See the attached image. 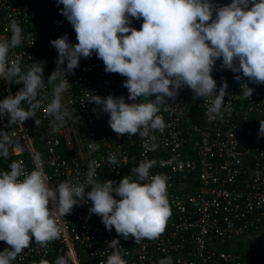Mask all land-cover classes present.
<instances>
[{
  "label": "clouds",
  "instance_id": "9594fccd",
  "mask_svg": "<svg viewBox=\"0 0 264 264\" xmlns=\"http://www.w3.org/2000/svg\"><path fill=\"white\" fill-rule=\"evenodd\" d=\"M57 4L63 5L60 13L71 24L78 43H71L66 34L50 41L58 55L56 68L47 78L51 100L46 105L43 102L48 98L41 95L46 87L44 62H33L25 70L19 57L10 59L11 50L25 39L17 20L10 22V38L0 40V80L22 85L14 95L0 100V118L6 116L9 127L22 126L30 118L40 127L37 112L42 106L51 118L53 133L69 118L76 122L78 118L62 103L71 87L65 73L74 74L80 58L93 53L103 61L106 73L127 78L123 86L129 102L111 94L103 98L91 94L89 102L109 114L108 124L117 135L138 133L145 155L159 147L155 133H163L167 126L158 114L161 105L174 100L182 87L190 88L195 97L210 99V120H223L231 112L224 103L227 82L222 80L217 91L210 74L217 59L222 68L237 74L245 99L254 89L242 82L240 73L250 83L264 84V0H231L219 7L210 0H57ZM130 18H142L139 30L130 26ZM28 38L33 44V35ZM258 135L264 136V120H260ZM10 148L19 149V140L14 133L0 130V157L8 160ZM88 148L91 155L100 143L92 141ZM33 151L35 167L30 172L22 160H12L9 171H0V241L9 246L0 251V264H12L33 238L41 247L59 239L61 227L56 217L89 201V212L100 216L105 229L114 228L124 240L131 235L139 244L157 240L164 233L171 216L168 176L151 174L156 159H142L118 183L99 180L96 170L100 165L92 159L83 182L78 171L75 180H63L52 188L41 154ZM174 161L175 157L159 164L164 167ZM108 162L117 164V155L108 153ZM108 248L111 254L105 264H127L118 239H112ZM54 264H68V260L58 256ZM157 264H173V259L165 256Z\"/></svg>",
  "mask_w": 264,
  "mask_h": 264
},
{
  "label": "built area",
  "instance_id": "2783aa9c",
  "mask_svg": "<svg viewBox=\"0 0 264 264\" xmlns=\"http://www.w3.org/2000/svg\"><path fill=\"white\" fill-rule=\"evenodd\" d=\"M210 2L219 7L231 0ZM62 8L57 0H0V40L10 38L12 19L18 21L25 35L22 44L11 50L10 59L19 57L25 70L33 62H44L46 87L41 95L48 98L44 105L51 100L47 78L56 68L58 55L50 41L66 34L71 43H78L74 29L60 13ZM130 19V26L139 30L142 18ZM221 62L216 60L210 74L217 91L222 80L227 82L224 103L231 112L225 113L223 120H210V99L195 97L190 88L182 87L174 100L161 105L158 114L167 126L163 133H155L159 147L146 155L138 133L117 135L108 124L109 114L89 102L91 94L124 96L129 102L123 86L127 78L106 73L95 53L81 57L74 74L65 73L71 87L62 103L78 118L76 122L69 118L58 133H53L43 106L37 112L40 127L31 118L22 126L11 127L6 116L0 118V130L14 133L20 143L19 149L10 148L8 160L0 157V171H9L12 160H22L30 172L35 167V150L41 154L49 187L54 188L63 180H75L78 171L83 182L92 159L100 165L96 170L99 180L117 183L142 159H156L158 163L150 172L167 174L171 209L159 239L136 244L131 235L124 240L114 228L106 230L101 217L89 212L90 201L75 205L69 214L56 217L61 227L59 239L41 247L33 238L12 264H40L44 260L54 264L58 256H64L68 264H105L111 254L108 244L114 238L119 240L127 264H157L165 256H171L173 264H264L250 251L251 246L264 244V136L258 135L260 120H264V84L250 83L240 73L242 82L254 89L245 99L241 81L235 79L237 74L222 68ZM21 87L0 80V100ZM92 141L100 143V148L89 155ZM110 152L117 155V164L108 162ZM173 157L172 165L160 166L159 161ZM6 247L0 241V251Z\"/></svg>",
  "mask_w": 264,
  "mask_h": 264
},
{
  "label": "rangeland",
  "instance_id": "374dc122",
  "mask_svg": "<svg viewBox=\"0 0 264 264\" xmlns=\"http://www.w3.org/2000/svg\"><path fill=\"white\" fill-rule=\"evenodd\" d=\"M263 250H264V244H262L258 247H254V246L250 247V251L254 254L255 260L259 259L260 252H262Z\"/></svg>",
  "mask_w": 264,
  "mask_h": 264
},
{
  "label": "crops",
  "instance_id": "0c3cea01",
  "mask_svg": "<svg viewBox=\"0 0 264 264\" xmlns=\"http://www.w3.org/2000/svg\"><path fill=\"white\" fill-rule=\"evenodd\" d=\"M259 259H262L264 262V250L260 252Z\"/></svg>",
  "mask_w": 264,
  "mask_h": 264
},
{
  "label": "trees",
  "instance_id": "16d2710c",
  "mask_svg": "<svg viewBox=\"0 0 264 264\" xmlns=\"http://www.w3.org/2000/svg\"><path fill=\"white\" fill-rule=\"evenodd\" d=\"M238 252V251H237Z\"/></svg>",
  "mask_w": 264,
  "mask_h": 264
}]
</instances>
